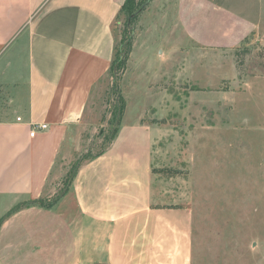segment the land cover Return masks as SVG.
Masks as SVG:
<instances>
[{"label":"crops","instance_id":"1","mask_svg":"<svg viewBox=\"0 0 264 264\" xmlns=\"http://www.w3.org/2000/svg\"><path fill=\"white\" fill-rule=\"evenodd\" d=\"M124 1L0 0V219L41 198L61 176L64 154L115 58L113 23ZM155 1L138 19L113 141L79 166L53 207L31 205L3 219L0 264H220L214 256L197 260L214 246L195 240L193 211L155 193L151 152L161 127L145 117L164 102L172 66L152 63L147 17L155 14L157 29L166 25L160 36L175 33L180 52L186 42L233 48L262 25L264 0ZM136 89L149 101L127 123L126 96ZM37 123L47 128L30 137Z\"/></svg>","mask_w":264,"mask_h":264},{"label":"rangeland","instance_id":"2","mask_svg":"<svg viewBox=\"0 0 264 264\" xmlns=\"http://www.w3.org/2000/svg\"><path fill=\"white\" fill-rule=\"evenodd\" d=\"M145 2L130 0L118 13L113 23L117 50L128 39L133 44L138 19L146 9L139 7ZM162 2L155 1L158 6ZM154 17L150 12L151 30L145 36L147 49L153 52L150 59L165 70L172 66L161 89L164 102L155 104L145 117L146 121H152L153 113L161 117L154 122L161 131L151 152L150 169L159 181L155 193L169 196L171 207L193 211L195 240L203 247L214 246L212 255L203 249L197 260L203 263L214 256L220 264H264V18L260 28L236 47L205 48L186 42L180 52L175 33L160 36L166 25L157 29ZM120 52L64 154L61 176L42 196L46 201L74 173L73 164L80 166L101 153L115 137L129 58ZM129 92L127 123L147 99L141 89Z\"/></svg>","mask_w":264,"mask_h":264},{"label":"trees","instance_id":"3","mask_svg":"<svg viewBox=\"0 0 264 264\" xmlns=\"http://www.w3.org/2000/svg\"><path fill=\"white\" fill-rule=\"evenodd\" d=\"M129 1L130 0H125L124 3L122 4L120 10H122L129 3ZM148 1L149 0H146V2L142 4L143 6L139 7L141 9V11L144 10L147 7ZM131 48H132V40L128 39L127 42L124 45H122V49L123 50L122 49H120V50L116 49L115 56H116V54H118L117 51L118 52L121 51L119 53V55L125 56V58H126L127 54L130 53ZM111 68H112V64H111L110 69ZM119 99L121 100L120 97H119ZM124 109H125V102L121 101V105H120V108H119V111H118V115L116 116V120H115V133H114V135H116V133H117L118 126L120 124ZM157 121L158 120H156V119L152 120V122H157ZM73 165L71 167H75L74 173L71 175V177L68 180L65 179L66 183H64L63 188L53 197L52 200L46 201L44 198L41 197V198H38V199H35V200H29V201H26V202H22L20 205L14 206L11 210H9V212H7V214L4 217H2L0 219V225H1V223H2V221H3V219L5 217L11 215L12 213L16 212L17 210H19L21 208L28 207V206H31V205H39V206L47 207V208L53 207L59 201V199L66 193L71 181L73 180V177H74L75 173L77 172V170L79 168V163L77 165H75V166H73Z\"/></svg>","mask_w":264,"mask_h":264},{"label":"built area","instance_id":"4","mask_svg":"<svg viewBox=\"0 0 264 264\" xmlns=\"http://www.w3.org/2000/svg\"><path fill=\"white\" fill-rule=\"evenodd\" d=\"M17 119H20V118H17ZM46 128H47V124H45V123L31 124L29 136L33 137V136H35V134L38 130H44Z\"/></svg>","mask_w":264,"mask_h":264}]
</instances>
